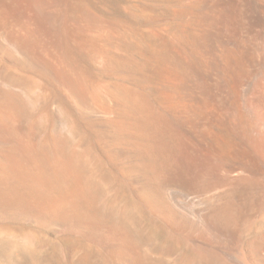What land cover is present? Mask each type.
Returning <instances> with one entry per match:
<instances>
[{"label": "bare ground", "instance_id": "6f19581e", "mask_svg": "<svg viewBox=\"0 0 264 264\" xmlns=\"http://www.w3.org/2000/svg\"><path fill=\"white\" fill-rule=\"evenodd\" d=\"M88 1L113 14L109 34L77 23ZM63 3L59 55L54 63L51 58L52 63L49 58V64L39 63V70L67 92L74 113L94 122L97 138L108 143L104 156L118 163L116 175L131 185L132 200L119 204L118 191L101 196L108 175L86 180L98 161L79 144L68 149L76 137L74 113L55 104L57 128L48 138L37 131L43 114L23 123L24 106L34 107L43 89L36 79L3 73L0 135L14 138H0L7 144L0 162V203L28 210L34 204L33 211L61 233L60 243L48 252L38 232L2 225V261H13L8 244L14 243L28 264H146L131 256L136 247L128 230L132 213L180 239L193 234L209 244H229L244 263L255 251L264 252L261 245L250 254L244 250L228 199L236 186L200 195L220 172L232 173L236 181L250 175L264 183V0ZM11 37L2 34L6 52L21 56L23 42ZM101 74H115L120 81L106 82ZM100 113L104 124L96 122ZM122 156L126 161L120 162ZM20 175L30 189L25 201L18 194ZM166 180L171 183L164 193ZM32 189L43 190L40 203ZM103 238L119 244L105 249Z\"/></svg>", "mask_w": 264, "mask_h": 264}, {"label": "rangeland", "instance_id": "374dc122", "mask_svg": "<svg viewBox=\"0 0 264 264\" xmlns=\"http://www.w3.org/2000/svg\"><path fill=\"white\" fill-rule=\"evenodd\" d=\"M0 3L4 5V7L0 5V79L2 80L1 77L4 76V74H7L5 75V77L15 76L18 78L19 76V78L21 77V81H27V79L28 81H30L31 79H36L39 81L40 87L41 89H43L42 93L36 101L34 107L26 105L24 106L25 108L23 107L25 117L23 118V123H27V121L29 122L33 120L37 116V114H43L45 116V120L38 125L37 131L41 136H45L47 132L45 138H48L54 133V130L57 128V117L54 113V109L57 103L63 106L64 109L72 113H74L75 111L68 94H66L67 92L63 88L58 86L56 82L52 78H50V76L43 74L38 67L43 62L47 64L52 62L54 63L59 55L60 33L58 32V30L60 29V20H62V14L61 17H59V13H63V11L60 10H63L65 7L62 6V4L64 5L63 0H0ZM56 8H59V11L56 10ZM83 10L81 11L83 20L81 19L77 22L80 23L81 21H83L85 23L84 24L83 22H81L79 24V26L81 25V28L88 25L87 27H84V29L88 28L90 30L92 28L90 31H98L103 34H109L113 30L111 22L113 14L108 12V9L100 7L94 2L88 1V3L84 5ZM55 15H59L58 17L60 19H57L58 17H56ZM95 19L97 21H95ZM56 20H58V23H56ZM2 23L4 24V27ZM89 25L92 26L90 27ZM2 27L5 31L2 30ZM7 33L11 34L9 35ZM2 34H5L9 37L12 36L11 38L19 41L21 40L20 43L23 42L21 47H24L28 52L25 50L21 56H16L14 54L9 55L6 52V45L2 42ZM34 37H36L37 39ZM57 38L59 39L57 40ZM31 50H33V52L30 53L29 51ZM40 57L42 59L44 57L45 58L42 60ZM48 58L50 60L49 63V60H46ZM50 58L52 59V62ZM2 69L6 71L4 72L2 71ZM8 71L10 73H8ZM100 78L109 83H118V81H120V77L115 74H101ZM95 116L97 117L95 118L96 122L100 124L105 123V114L100 113L96 114ZM74 123L75 126L77 125L76 137L71 143L68 144V149H72V147L79 144L86 149H90L93 153V156H95L98 161L97 166L94 163L92 167H90L91 169L89 173L87 172L86 180L96 181L101 175H108V182L104 187V191L101 196H111L118 191L119 204L129 203V201L132 200V187L131 185H126L116 175L118 163L110 164L106 160L104 156V149L106 148V145L108 143L103 138H97V129L94 125H92V123L94 122L87 120L85 117L82 118L75 112ZM0 136V138H2V140L4 139V141L10 140V137L14 138V136H9V134L6 135L7 138L5 135ZM171 136L172 134L170 135L169 145L170 149L175 152L177 144L176 140L173 141V138ZM174 136L176 135H173V137ZM173 143L175 144V146L173 145ZM0 146H2V149H0L1 162L4 158L3 153L6 152L7 144L2 143V145L0 144ZM119 159L120 162H122L126 161L127 158L122 156ZM223 173L224 172H222V174ZM222 174L220 172V174L218 173L215 178H210L207 182V191L205 190L202 191V193L200 192V195L201 197L211 196L230 186H236L235 189L229 191L230 197L228 199L230 207L233 210L232 212L235 211L234 213L237 220L236 226L239 225L236 228L239 236L242 238L245 244L244 250L250 254L253 246H264V222L260 221V217L264 214V183L260 182L258 178H254L253 176L251 177L250 175L243 178V180L236 181L232 178V173ZM23 179L25 180L23 175L17 177V182L21 184V191L18 194H20L22 196L21 199L25 201L30 189L23 182ZM169 183L171 182H168V180L165 181L164 193L166 192V187H168ZM42 191L36 189L31 190L32 195L36 197L35 203H40L37 201L42 197ZM165 197L166 199H168L167 196ZM33 205L34 204H32L31 206L28 205V210L16 207L14 208L13 206L7 204L2 205V203H0V226H9L20 230H32L36 234L38 232V240L40 245L43 247V250L52 252L55 246L60 243L59 237L61 231L59 230V228L46 222V220H44L39 213L33 211V209H35L34 207H32ZM97 209L99 210V207H97ZM131 216L132 218L131 222L128 224V230H130V233L133 232L131 233V235L133 236L136 246L133 249L134 251H131V256H134L135 260L140 259V261L146 264L147 262H151L153 264H264V252H259V250L255 251L254 254L251 252L253 255L251 254L249 256L248 263H244L243 261L241 262L239 254L237 252H234L230 248L229 244H209L207 241L200 237H194L193 234H190L189 236L186 235V238L184 236L183 239H180L177 234L173 233L174 235H172L171 232H169L170 230L165 227L164 230H162L158 226V224L152 222L151 220H148L144 215L140 216L137 213H132ZM252 241L254 244L251 243ZM103 242V247H105V249L117 247L119 244L116 240L110 238H103ZM114 244H116V246ZM8 246V251L14 254V259L11 262H5L4 260L2 261V256L5 253L2 251V248H0V264H28L27 260H25V258L22 257L21 253L17 250L16 244L12 243L8 244ZM260 253L262 254L260 255ZM160 257H163V259ZM157 260L160 261L158 262Z\"/></svg>", "mask_w": 264, "mask_h": 264}]
</instances>
